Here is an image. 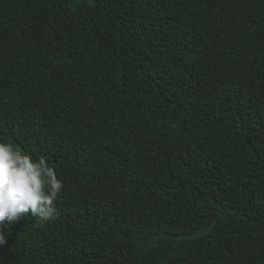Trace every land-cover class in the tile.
I'll return each instance as SVG.
<instances>
[{"label":"trees","instance_id":"trees-1","mask_svg":"<svg viewBox=\"0 0 264 264\" xmlns=\"http://www.w3.org/2000/svg\"><path fill=\"white\" fill-rule=\"evenodd\" d=\"M0 141L64 181L0 264H264V0H0Z\"/></svg>","mask_w":264,"mask_h":264},{"label":"clouds","instance_id":"clouds-1","mask_svg":"<svg viewBox=\"0 0 264 264\" xmlns=\"http://www.w3.org/2000/svg\"><path fill=\"white\" fill-rule=\"evenodd\" d=\"M64 190L60 179L44 157L34 159L12 143L0 141V248L8 243L14 223L26 215L41 222L59 218L56 200Z\"/></svg>","mask_w":264,"mask_h":264}]
</instances>
